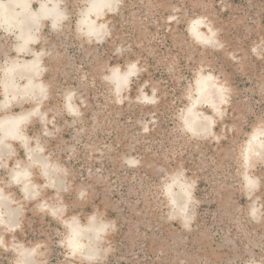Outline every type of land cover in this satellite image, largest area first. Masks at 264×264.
Masks as SVG:
<instances>
[{"label": "rangeland", "instance_id": "rangeland-1", "mask_svg": "<svg viewBox=\"0 0 264 264\" xmlns=\"http://www.w3.org/2000/svg\"><path fill=\"white\" fill-rule=\"evenodd\" d=\"M92 1L0 16V264H264V0Z\"/></svg>", "mask_w": 264, "mask_h": 264}, {"label": "bare ground", "instance_id": "bare-ground-1", "mask_svg": "<svg viewBox=\"0 0 264 264\" xmlns=\"http://www.w3.org/2000/svg\"><path fill=\"white\" fill-rule=\"evenodd\" d=\"M111 2H112V0H93L91 2L89 11L100 12L103 7L109 6L111 4ZM17 4H22L23 8H24V13H25L24 14V20L21 21V22H18V20H17V15L18 14H17V12L15 10V6ZM55 5H56V3H55ZM55 5L54 6H49V5L43 4L42 5V13L45 12V13L53 14V12H58V10L55 8L56 7ZM28 10H29L28 0H9L7 3L0 2V16L3 18V20L5 22H7V23H16V24H18L21 28L24 29V33H26V25L30 21H35V20H37V18H39L35 14L34 15L31 14V13L29 14ZM88 14L89 13H87V15ZM88 19H89L88 16H85V20L86 21H84V22L87 24L89 29H94L96 27L95 22H91ZM28 37L25 38V41L29 40ZM24 92H25V94H27V93L31 92V90L30 91L26 90ZM19 122H21V119L12 120V121L9 120L7 122V124L0 123V130L3 132V135L6 137V136L11 134L10 129L13 128V126L15 127V125L17 126V124H19ZM27 176H28V171L27 170H25V169L24 170H20V173H19V178L20 179H26L27 180ZM26 185H27V183H26ZM74 232L78 233V232H81V230H79L78 228H74Z\"/></svg>", "mask_w": 264, "mask_h": 264}, {"label": "crops", "instance_id": "crops-1", "mask_svg": "<svg viewBox=\"0 0 264 264\" xmlns=\"http://www.w3.org/2000/svg\"><path fill=\"white\" fill-rule=\"evenodd\" d=\"M51 15H53L54 17H58V15H60V13L59 12H53V14H51Z\"/></svg>", "mask_w": 264, "mask_h": 264}]
</instances>
